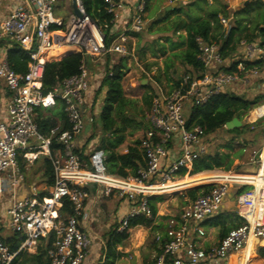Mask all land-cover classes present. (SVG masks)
<instances>
[{
  "label": "built area",
  "instance_id": "1",
  "mask_svg": "<svg viewBox=\"0 0 264 264\" xmlns=\"http://www.w3.org/2000/svg\"><path fill=\"white\" fill-rule=\"evenodd\" d=\"M23 1L26 8L18 7L0 23V41H13L28 52L30 60L24 76L11 71L5 59L0 61V200L5 205L4 215L9 218L7 227L19 241L17 250L11 252L0 238V264H12L20 253L35 252L41 239L51 232L54 242L47 250L48 264H83L92 241L89 232L82 228L87 218L84 203L88 194L79 186L94 185L105 193L115 191L130 202L131 208L120 231L138 215L150 218L147 197L177 185L176 177L188 176L193 162L208 153L213 134L207 135L199 125H187L190 110L204 106L214 95L230 91L235 84L248 83V76L264 72V68L262 71L256 68L245 71L244 78L236 73H225L220 68L227 66L229 61L222 59L218 46L195 38L204 74L198 78L186 74L174 80L176 85L171 83L166 90L153 83L146 116L150 128L139 143L145 168L135 177L118 178L106 172L103 152L91 142L87 144L88 152L84 153L87 161L75 154L76 138L82 132L84 122H93V116L87 115L86 119L84 112L91 107L87 101L90 90L87 69L82 66L79 74L63 80L57 88L43 95L42 55L47 51L57 54L65 46H75L84 49V54L92 59L106 54L133 58L127 44L132 34H139L144 29L147 0L135 1L132 10L128 11L123 31L108 47L103 32L86 14L81 0H75L78 16L74 13L69 16L62 35L50 33L52 25H62L54 16L57 0ZM104 1L114 25L125 6L113 0ZM220 22L224 25L226 20ZM239 50L246 61L256 60L263 53L256 45L244 41ZM239 71H242L241 66ZM56 97L65 102L69 130L59 131L56 127L48 138H44L34 122V110L53 107ZM186 112L188 116H185ZM246 117L249 124L264 119V104L253 106ZM52 139L61 147L53 155L49 151ZM31 155L35 157L30 158ZM19 156L28 163L38 156L49 158L54 185L47 197L40 198L35 193L24 197L16 194L23 181ZM258 165V170L252 174L216 171L209 176L214 187L206 195L188 201L178 217L171 215L164 237L156 236L160 251L150 264H241L245 249L252 244V251L246 258L250 264L259 241L264 239V146ZM183 170L184 175L178 177ZM242 188L245 189L240 191ZM233 191L236 215L242 223L228 231L215 247L205 250L196 241L205 237L202 223L221 212ZM65 199L71 203L73 214L62 219L59 210Z\"/></svg>",
  "mask_w": 264,
  "mask_h": 264
},
{
  "label": "trees",
  "instance_id": "2",
  "mask_svg": "<svg viewBox=\"0 0 264 264\" xmlns=\"http://www.w3.org/2000/svg\"><path fill=\"white\" fill-rule=\"evenodd\" d=\"M62 0H57V2ZM117 2V0H113ZM211 4H207L206 0H201L205 4V8L201 10V15L198 14L193 20L184 22L179 20L176 24L177 28L185 33L181 36L182 42L178 44L171 43V50L176 51L179 47L185 45V49L172 55L180 64L188 67L190 76L198 78L204 74L202 63L198 60V49L195 43V38L199 37L206 44H216L218 46L219 54L222 59L228 60L229 64L220 68L225 73H236L241 78L246 77L245 71L253 68L262 71L264 68V2L261 0L250 1L245 7L234 12L226 9V6L220 0H212ZM86 14L97 24L105 36V45L108 47L110 43L116 38L117 34L113 33V16L107 13V5L104 0H81ZM150 0L146 1V11ZM183 12L182 8H176L166 14ZM229 20L228 29L226 30L221 19ZM50 33L52 35H62L64 29L55 25L51 26ZM140 34H136L138 37ZM244 41L246 44H253L263 50L262 55L253 61H246L241 59L235 60L237 56V49L240 43ZM162 53L164 48L161 47ZM85 50L75 46H65L59 53L55 54L52 51L45 52L42 57L44 59L43 77H42V94L53 91L60 83L72 76L79 74L80 68L88 65L89 59L86 56ZM111 55V54H110ZM110 55H105V73L100 84L101 88H106L103 99V104L98 115L99 134L92 132L91 139L98 136V145L96 149L101 150L104 155V165L106 172L109 175L126 179L128 177H135L137 172L145 168L143 154L139 149L140 140L133 142L131 146L126 148L125 153H119L118 148L124 143L126 138V130L129 127H134L136 124L133 120V114L130 110H135V103L125 97L123 92V78L127 71V58L119 56L117 61L112 63ZM142 56V55H141ZM28 52L23 51L18 45L13 44L6 52V63L11 71L19 76H24L28 70L29 63ZM240 66L242 71H239ZM173 67L171 58L165 60V75L169 82L176 83L169 77L168 70ZM158 83V78H155ZM142 87V86H141ZM149 84L142 87L148 89ZM151 91V90H150ZM145 94L143 102L150 109L153 90ZM259 97L249 100L245 96L237 95L231 92H223L212 96L207 104L200 108H193L190 110L187 119V125L196 124L205 129L207 135L215 134L219 130H223L229 134L239 135L244 129L245 125L233 130H226L224 125L236 118L242 121L243 116L247 113L257 102ZM54 106L48 109L37 108L34 110V122L37 125L38 133L44 138H48L50 131L58 127L59 131L69 130V124L64 112L65 102L56 97L54 99ZM149 111V110H148ZM94 124V118L91 125ZM148 125V126H147ZM141 127V124H137ZM144 133L149 130L150 126L147 123ZM143 133V134H144ZM142 134V136H143ZM232 141V140H231ZM229 141L220 148L225 149L226 152H208L202 155L192 164L189 176L198 175L204 172L221 171L228 172L235 159L236 155H232V142ZM61 147L54 139H52L49 146V151L53 155L56 151H60ZM75 154L83 161H87L83 149H76ZM39 156L34 160L38 161ZM43 172L42 182L45 184V190L38 195L40 198L48 196V189L54 185V172L51 161L46 156H40ZM25 160L19 156L18 163L22 165ZM185 171H181L177 176L182 177ZM81 189L87 191L86 186H79ZM213 184L197 186L187 190L186 194L189 201L196 199V193L206 195L212 188ZM242 188L240 191L244 190ZM239 191V192H240ZM139 197H137L138 199ZM164 200L163 195H152L147 197V204L151 210V217L146 218L138 215L128 221L126 229L117 231V227L106 233L104 239V246L101 251V264H113L120 256L116 251V246L121 245L129 237V229L137 226L150 227L153 223L157 211V204ZM73 214L71 203L65 199L62 208L59 210V215L62 219ZM238 224L230 223L225 226L224 223L229 220V216H220L218 214L207 222L208 227H217L221 221L222 227L219 230V237H223L233 228L241 225L242 220L236 215ZM240 220V222H239ZM42 242L38 247L37 253L30 255L24 253L29 259H32L34 264H48L47 250L52 248L54 242V234L51 232L47 238L41 239ZM6 245L11 252H15L19 245L17 236L5 240ZM264 244V242L262 243ZM23 253H20L12 264H23L18 260ZM23 262V261H22ZM25 264V263H24ZM251 264H264V245L259 246L256 254L251 261Z\"/></svg>",
  "mask_w": 264,
  "mask_h": 264
},
{
  "label": "rangeland",
  "instance_id": "3",
  "mask_svg": "<svg viewBox=\"0 0 264 264\" xmlns=\"http://www.w3.org/2000/svg\"><path fill=\"white\" fill-rule=\"evenodd\" d=\"M244 1L246 0H220V2L226 6V9L230 12V15L240 10L243 7ZM261 1L264 2V0ZM212 2V0H206L207 4H211ZM70 6L72 7V0H62V2H58V9L56 12L63 10L62 12H64V16L67 18L70 13ZM178 7L182 8L183 12L180 14H166L167 12L175 10ZM204 8L205 4L201 2V0H150L145 15L144 29L141 33H139L140 35L135 38L134 44L132 45V43H130L129 45V48L132 50L131 54H133V58L129 57L130 60L128 59L126 62L127 71L125 72L122 83L125 97L136 102L135 110H130L134 115L133 120L136 125L134 127H129L126 130L124 145L127 144V142L133 144L134 141L140 140L142 134L146 130L145 127L148 126H146V116L149 108L144 104L143 98L146 93H148L150 90L152 91L155 78H158L157 84L165 90L169 89L172 83L167 80L165 75V60L167 58H171L173 61V67L168 70L169 77H171L173 81L190 73L188 71V67L183 66L177 59L172 57L173 54L184 50L185 45L179 47L176 51H172L170 49L171 43L178 44L179 42H182L181 36H185L184 32L181 31L180 28L176 27L178 21L183 20L184 22H189L193 20L198 14L201 15V10ZM229 20H231V17L226 20V23L223 25L226 30L228 29ZM161 47L164 48V53L160 51ZM118 57L119 55L111 54L110 61L114 63L117 61ZM100 58L105 62V56ZM241 58V51L237 49V56L235 57V60ZM246 79L248 83L235 84L231 86L229 88L230 91L227 92L232 93L233 90V93L239 96H245V98L249 100L259 97L254 106L264 104V72H261L256 76H248ZM141 80H147V84H149L148 89H143L140 86ZM92 95L91 107L88 111L90 113L94 112V124H85L83 129L84 134L82 135L83 137H80L82 143L85 145L91 141L90 139L93 131H95L97 135L99 134L100 125L98 122V115L103 104L104 89H100V87L98 89L94 88ZM246 114L247 113H245L241 121L242 126L245 125V129L241 134L234 135L223 130H219L212 135L209 141L210 145L208 147V152L211 153L214 151L226 152L225 149L220 147L232 140L231 142L233 145V150L231 151V154H235L237 159L234 160L230 171H233L237 174L256 173L259 168V155L262 153V148L264 146V119L259 122H254V124H249L248 120H246ZM185 116H188L187 112L185 113ZM137 124H141V127L137 126ZM121 151H123V148L120 147L118 152L120 153ZM26 164L28 163L23 162L22 167L28 182L34 184L39 183L41 176L39 168L42 167L40 156L38 161H36L30 168L28 167V169H26ZM215 172L216 171L198 174V176H203L205 180L203 178L195 185H190L187 187L184 186L183 189H176L179 185L173 186L164 189V192L162 193H157L154 195H165V200H168V206H171L176 210L181 209L189 201V198L186 194L187 190L197 186L213 184L207 178L215 174ZM194 176L188 175L182 178L176 177L174 182L179 183L186 178H191ZM191 184H193V182ZM92 193L93 194L91 197L93 198L94 196L97 198V205L95 207L97 210L94 211L93 219L90 218V216L87 214V211L85 224L87 225L88 230L91 229V231L97 233L98 235H103L108 232V229L110 230L114 226H118L117 220H115L117 210L116 207L117 204H119V201H122L119 199L125 198L120 196L115 191L105 193L104 190L97 188L93 190ZM231 194L232 196H235L234 191ZM198 196H200V193H196V197ZM123 201L126 202L125 200ZM4 214L5 205L1 199L0 229H3L1 236H5L10 233L9 228H6L7 224L9 223V218ZM219 214L220 216H229V220H227L226 223L221 221L219 227L214 229V232L216 230V236L219 234L222 223H224L225 226H229V224L232 222L233 224H238V220L236 219V207L228 200L225 202V207H223ZM151 237L152 235L150 232H148V241L151 240ZM23 255L24 253L18 260L20 263L34 264L32 259H29Z\"/></svg>",
  "mask_w": 264,
  "mask_h": 264
},
{
  "label": "crops",
  "instance_id": "4",
  "mask_svg": "<svg viewBox=\"0 0 264 264\" xmlns=\"http://www.w3.org/2000/svg\"><path fill=\"white\" fill-rule=\"evenodd\" d=\"M135 1L136 0H117V2H121L122 4H124L125 9H124V11L119 13V19L115 21V23L113 25V29H112L113 33L119 34L120 32L123 31L124 24H126V22H127V17L129 14L128 11L130 12L132 10V7L134 6ZM58 2L56 5V10H55L54 16H55V19H57L58 22H61V24H62L59 27L64 29L65 25L68 21L69 16L73 14V9L70 6V8H69L70 13H69L68 17L66 18V16H64V12H62L63 10L56 12L58 9ZM18 7L26 8V5L24 4L23 0H0V23L2 21H4L9 16V14L13 10L17 9ZM135 35L136 34H132L130 36V40L128 41V44H127L128 49L130 51H132V50L129 48L130 47L129 45H130V43H132V45L134 44L135 38H136ZM13 44H16V43H14L13 41H10V40L0 41V61L2 59L6 60V52L12 47ZM34 46H35V44H33V48H34ZM128 59H129V57H127V60ZM43 61H44V59H43ZM86 67H87L86 69H87V71L89 73V77H90V90H89L88 95H87V101L89 102V104H90L89 107H90L91 106V98L93 96L92 94H93L94 88L98 89L100 87L101 81L104 77L103 73H105V62L102 61V59L100 57L97 59H91V60L89 59L88 65ZM103 89H104V95H105L106 88H103ZM103 99H104V96H103ZM84 112H85L86 119L88 116L94 115V112L90 113L88 110H87V113H86V110H84ZM93 118H94V116H93ZM85 124L91 125V123H89L87 120L84 122V125ZM83 129H84V126H83ZM83 129H82V132L76 138V146L78 147L77 149H80V150L84 148V153H87L88 152V145H85L84 143H82V141L80 139V137H83L82 135L84 134ZM98 139H99L98 136H95L90 141L91 143L90 142L89 143L92 144L93 146H97ZM131 145L132 144H130L128 142L125 145L123 143L120 146L121 148H123V151H121L120 153H125L126 148L128 146H131ZM34 160L31 163H28L25 160V162L28 163V164H26V169H28V167L30 168L31 166H33V164L35 163ZM19 166H20V175L22 176L23 181H22V184L20 185V187H18L16 194L19 197L30 196L33 193L40 195V193L45 190V184L42 182L43 167L39 168L40 174H41L40 180H39L40 182L37 184L36 183L34 184V183L28 182L27 177L25 176L24 170L22 167L23 163H22V165H19ZM175 186H177V185H175ZM86 188H87L86 192L88 194V198L85 200L86 203H84L85 204V212L87 213V211H88L87 214L90 216L91 219H93L94 218V215H93L94 211L97 210V209H95V207L97 205L96 204L97 198L94 196L92 198L91 195L93 194L92 193L93 190L96 189V186L86 185ZM183 188H184L183 186H178V188H176V189H183ZM50 190H51V188L48 189V191H47L48 195H49ZM163 196H164V200L161 203H158L156 206L157 211H156V215L154 217L152 225L150 227L137 226V227H134L132 229H129L128 239L126 241H124L121 245L116 246V251L120 256L116 259V261L113 264H150L153 261L156 254L160 251V245H159V243H157L155 241L156 236L159 235V236L164 237L165 230H166V223H167V220L169 219V217L171 215H175L176 217H178L180 215L181 209L188 204V202H187L181 209L176 210L175 208L168 206V200H165V195H163ZM119 200H122V201H119V204H117V207H116L117 210H116V216H115V220H117L118 226H114L110 230L108 229L107 233H109L111 230L115 229L116 227H117V231L118 232L120 231L119 227L121 226V223H122L124 217L127 215L129 209L131 208L130 202H128L126 199H119ZM123 200H125L127 203L124 202ZM228 201L231 202L232 204H234L232 194L229 197ZM224 207H225V204H224ZM209 220H206L205 222L202 223V226H203L204 231H205V237L203 239L196 240L197 243L199 245H201V247L205 250H209L210 248L215 247L218 244L219 240L221 239V237H219V234H218V236H216V234H215L216 230L214 232V229H216L219 226L208 227L206 224ZM239 222H240V220H239ZM82 225H83L82 228L89 232V235H90L91 241H92L91 247L87 253L86 260L83 264H101V251H102V248L104 246V239H105L106 233L103 235H98L97 233L91 231V229L88 230L87 225L85 224V221H83ZM2 226H4V225H2ZM6 228H8V227H6ZM109 228H110V226H109ZM2 232H3V229H0V238L4 242L6 239L13 236L11 230H10V233L5 235V236H1ZM148 232H150V234L152 235L151 240H149V241L147 239ZM139 236H140V238H139ZM263 240L259 241L258 247L261 245H264V244H261V242ZM41 242H42V240L38 243L35 252L27 253V254H30V255L36 254L38 247L40 246ZM252 247L253 246H248L246 248V250L249 252L252 250ZM257 248H256V250H257ZM256 250H255V254H256ZM23 253H26V252H23ZM241 263L247 264V262H242V261H241Z\"/></svg>",
  "mask_w": 264,
  "mask_h": 264
},
{
  "label": "water",
  "instance_id": "5",
  "mask_svg": "<svg viewBox=\"0 0 264 264\" xmlns=\"http://www.w3.org/2000/svg\"><path fill=\"white\" fill-rule=\"evenodd\" d=\"M250 1H255V0H246L243 2V7H245ZM72 9H73V13L78 16V12L75 8V0H72ZM147 84V80H141L140 81V86L144 87ZM242 126L241 121H239L238 119L234 118L231 121L227 122L224 125V128L228 131L233 130V129H237L240 128Z\"/></svg>",
  "mask_w": 264,
  "mask_h": 264
},
{
  "label": "bare ground",
  "instance_id": "6",
  "mask_svg": "<svg viewBox=\"0 0 264 264\" xmlns=\"http://www.w3.org/2000/svg\"><path fill=\"white\" fill-rule=\"evenodd\" d=\"M30 158H34V155L32 156L31 155V157ZM201 177V178H200ZM204 177L203 176H194V177H191V178H186L185 180H183V181H181V182H179L178 184H177V186L179 185V186H185V187H187V186H190V185H195V184H197V182L199 181V180H202ZM208 179V178H207ZM204 180H205V178H204ZM193 182V184H191ZM199 183H201V182H199ZM178 188V187H177ZM264 242V240L261 242V244ZM248 246H252V244H249ZM247 246V247H248ZM252 251V250H251ZM251 251H247L246 249H245V251H244V253H245V258H242L241 259V261L242 262H247L246 261V258L248 257V255L251 253ZM241 264H243V263H241Z\"/></svg>",
  "mask_w": 264,
  "mask_h": 264
}]
</instances>
